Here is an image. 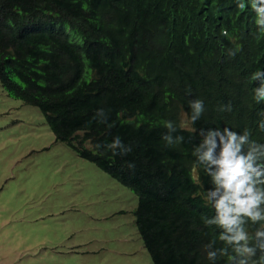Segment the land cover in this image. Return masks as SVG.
<instances>
[{"label":"trees","instance_id":"16d2710c","mask_svg":"<svg viewBox=\"0 0 264 264\" xmlns=\"http://www.w3.org/2000/svg\"><path fill=\"white\" fill-rule=\"evenodd\" d=\"M256 19L251 0H0V87L37 108L55 142L133 192L152 264H233L222 229L205 224L214 185L193 153L208 130H247L264 145ZM196 100L204 111L193 122ZM168 121L182 141L163 140ZM117 137L131 151L111 149ZM244 227L248 264H261L264 221Z\"/></svg>","mask_w":264,"mask_h":264},{"label":"rangeland","instance_id":"374dc122","mask_svg":"<svg viewBox=\"0 0 264 264\" xmlns=\"http://www.w3.org/2000/svg\"><path fill=\"white\" fill-rule=\"evenodd\" d=\"M136 207L0 87V264H152Z\"/></svg>","mask_w":264,"mask_h":264},{"label":"clouds","instance_id":"9594fccd","mask_svg":"<svg viewBox=\"0 0 264 264\" xmlns=\"http://www.w3.org/2000/svg\"><path fill=\"white\" fill-rule=\"evenodd\" d=\"M251 5L257 16V25L264 30V0H251ZM244 6V3L239 5L241 8ZM252 79L259 81V87L254 90L256 101H264V72L257 71ZM190 106L193 110L191 119L195 122L204 111L203 101H193ZM165 126L168 133L163 136V140L167 144L183 140V137L173 139L172 133L176 128L171 121L166 122ZM259 127L264 131V119L260 121ZM201 135L205 138L193 155L212 178L214 187L208 191L207 199L216 213L214 218H205V224L222 229L219 239L236 253L235 257H229L233 264H248L247 258L255 255V248L249 247V235L244 225L248 221H264V164L258 163L264 159V145L250 141L247 130L243 135L229 129L208 130L206 134L202 131ZM245 146L247 152L244 151ZM109 147L119 149L120 154L131 151L119 137ZM129 167L134 165L130 164ZM256 238L258 247L264 251V231L258 230ZM206 248L211 249L212 244L206 245ZM218 254L227 255L228 248L208 251V259L214 261ZM237 257L241 258L237 260ZM261 264H264V256L261 257Z\"/></svg>","mask_w":264,"mask_h":264}]
</instances>
